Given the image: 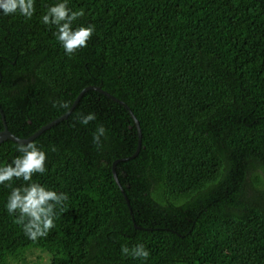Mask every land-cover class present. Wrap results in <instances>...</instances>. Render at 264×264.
I'll return each instance as SVG.
<instances>
[{
	"label": "trees",
	"instance_id": "16d2710c",
	"mask_svg": "<svg viewBox=\"0 0 264 264\" xmlns=\"http://www.w3.org/2000/svg\"><path fill=\"white\" fill-rule=\"evenodd\" d=\"M56 2L0 15L7 129L26 138L97 86L141 143L133 156L123 105L83 91L29 141L47 156L33 182L68 196L46 237L6 211L24 182L0 185V264H264V0H68L73 27L95 29L71 56L42 23ZM18 144L0 142V164ZM138 243L146 262L121 254Z\"/></svg>",
	"mask_w": 264,
	"mask_h": 264
},
{
	"label": "clouds",
	"instance_id": "9594fccd",
	"mask_svg": "<svg viewBox=\"0 0 264 264\" xmlns=\"http://www.w3.org/2000/svg\"><path fill=\"white\" fill-rule=\"evenodd\" d=\"M34 13L35 0H0V15H20L31 19ZM83 15V11H72L68 7V0H57L42 17L43 24L56 27V38L69 56L86 47L95 31L91 25L73 27V22ZM60 106L67 107L66 104ZM95 119L94 113H88L80 117V123L87 126ZM106 131L103 125L98 126L93 134V142L99 144ZM52 150L55 151L54 148ZM16 151L19 155L11 162L0 164V185L10 186L13 180H22L24 183L12 188L5 208L8 214L17 215L27 238L36 241L46 237L55 227L56 209L63 206L68 196L33 182L35 174L43 175L46 172V152L36 143H20L16 146ZM121 254L143 262L150 255L143 243H138L131 249L124 245L121 247Z\"/></svg>",
	"mask_w": 264,
	"mask_h": 264
},
{
	"label": "water",
	"instance_id": "95a60500",
	"mask_svg": "<svg viewBox=\"0 0 264 264\" xmlns=\"http://www.w3.org/2000/svg\"><path fill=\"white\" fill-rule=\"evenodd\" d=\"M89 88H93V89H96L102 93H104L105 95L111 97L113 100L119 102L121 105H123L130 113L132 119L134 120L136 126H137V131H138V140H137V147H136V150L133 154V156L138 152V149H139V146H140V143H141V140H140V129H139V125H138V121L136 120L135 116L133 115V113L131 112V110L129 109V107L122 101V100H119L117 99L116 97L110 95L108 92H106L105 90L101 89L100 87H97V86H88L86 88H84L76 97V99L73 101L71 107L67 110L66 113H64L63 115H61L59 118L53 120L52 122L44 125L43 127H41L40 129H38L36 132H34L32 135L26 137V138H20V137H17L16 135H14L13 133H11L8 129H7V126H6V122H5V118H4V115L2 113V110L0 109V113H1V118H2V123H3V129L0 131V142H2L3 140L5 139H10V140H13L15 142H19V143H27L29 142L30 140H32L37 134H39L44 128H47L49 127L50 125H52L53 123H55L56 121L66 117L67 113L75 106V104L77 103V100L80 98V96L82 95L83 91H86L87 89ZM116 161L113 162V167H112V172H113V177L115 179V181L118 183V180H117V176L114 172V165H115Z\"/></svg>",
	"mask_w": 264,
	"mask_h": 264
}]
</instances>
